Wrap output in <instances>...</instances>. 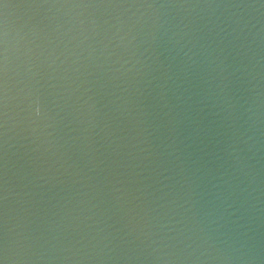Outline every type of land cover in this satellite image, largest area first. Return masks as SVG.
<instances>
[{"label":"water","instance_id":"obj_1","mask_svg":"<svg viewBox=\"0 0 264 264\" xmlns=\"http://www.w3.org/2000/svg\"><path fill=\"white\" fill-rule=\"evenodd\" d=\"M2 81L0 264H264V0H4Z\"/></svg>","mask_w":264,"mask_h":264},{"label":"snow or ice","instance_id":"obj_2","mask_svg":"<svg viewBox=\"0 0 264 264\" xmlns=\"http://www.w3.org/2000/svg\"><path fill=\"white\" fill-rule=\"evenodd\" d=\"M3 3H4V0H0V4H3ZM3 27L6 28V21L3 22ZM0 83H2L3 86L6 88V81H2V82H0ZM37 112H39V107H37Z\"/></svg>","mask_w":264,"mask_h":264}]
</instances>
